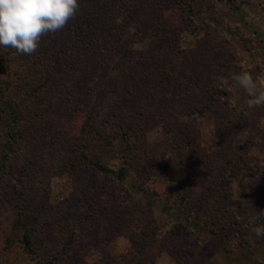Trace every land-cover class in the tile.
Wrapping results in <instances>:
<instances>
[{
  "label": "rangeland",
  "instance_id": "obj_1",
  "mask_svg": "<svg viewBox=\"0 0 264 264\" xmlns=\"http://www.w3.org/2000/svg\"><path fill=\"white\" fill-rule=\"evenodd\" d=\"M78 3L18 72L0 264H264V0Z\"/></svg>",
  "mask_w": 264,
  "mask_h": 264
},
{
  "label": "clouds",
  "instance_id": "obj_2",
  "mask_svg": "<svg viewBox=\"0 0 264 264\" xmlns=\"http://www.w3.org/2000/svg\"><path fill=\"white\" fill-rule=\"evenodd\" d=\"M78 9V0H0V47L31 55L42 36L63 29ZM231 80L250 97L245 102L248 110L264 106V80L257 83L247 71L232 73ZM256 218H264V210L257 212ZM251 231L264 237V225L254 226Z\"/></svg>",
  "mask_w": 264,
  "mask_h": 264
},
{
  "label": "trees",
  "instance_id": "obj_3",
  "mask_svg": "<svg viewBox=\"0 0 264 264\" xmlns=\"http://www.w3.org/2000/svg\"><path fill=\"white\" fill-rule=\"evenodd\" d=\"M30 55H21L12 48L0 47V134L3 138L2 150L10 151L17 145V137L19 130L24 122L23 106L25 96L30 95V89H25V92L17 94L19 70L25 68L29 63ZM30 67V66H29ZM28 67V69H29ZM18 95V96H17ZM6 155L0 156V167L7 162ZM99 170L111 174L118 180H123L125 170L117 171L102 167L100 164L96 166ZM259 207L256 208V210ZM260 209V208H259ZM258 209V211H259ZM264 210V209H262ZM22 213L17 216L16 224L13 226L14 238L19 239L25 250L29 254H33L31 240L24 230L21 229L23 221ZM256 224L255 220H252ZM264 225V222H262ZM12 243V242H11Z\"/></svg>",
  "mask_w": 264,
  "mask_h": 264
},
{
  "label": "crops",
  "instance_id": "obj_4",
  "mask_svg": "<svg viewBox=\"0 0 264 264\" xmlns=\"http://www.w3.org/2000/svg\"><path fill=\"white\" fill-rule=\"evenodd\" d=\"M235 263H236V264H242V262H239L238 260H237V261H235Z\"/></svg>",
  "mask_w": 264,
  "mask_h": 264
}]
</instances>
